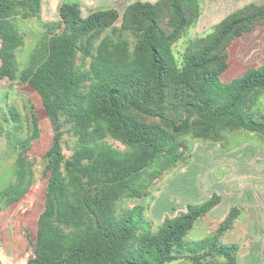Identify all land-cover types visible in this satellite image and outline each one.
I'll list each match as a JSON object with an SVG mask.
<instances>
[{
  "label": "trees",
  "instance_id": "obj_1",
  "mask_svg": "<svg viewBox=\"0 0 264 264\" xmlns=\"http://www.w3.org/2000/svg\"><path fill=\"white\" fill-rule=\"evenodd\" d=\"M201 14V0H137L123 13L108 7L87 16L80 2L65 1L59 20L43 21L42 0H0V78L34 87L55 130L46 152L45 208L26 264H237L240 247L221 239L234 228L238 206L207 237L185 239L222 201L217 193L188 203L157 230L141 206L116 209L121 197L144 196L141 178L158 179L183 159L188 135L213 141L236 129L264 135V116L252 107L264 90V62L223 80L234 40L264 29V3L232 11L213 32L189 41L179 58L174 45ZM20 19H36L46 30L25 65L18 59L26 40ZM127 33L137 37L134 46ZM10 112L17 180L0 191V210L29 190V151L41 136L36 115L34 130L24 135L20 114ZM66 127L77 138L69 159ZM4 132L0 124V138ZM108 135L128 150L108 144Z\"/></svg>",
  "mask_w": 264,
  "mask_h": 264
},
{
  "label": "rangeland",
  "instance_id": "obj_2",
  "mask_svg": "<svg viewBox=\"0 0 264 264\" xmlns=\"http://www.w3.org/2000/svg\"><path fill=\"white\" fill-rule=\"evenodd\" d=\"M62 1L43 0V21L60 19L59 9ZM134 1L137 0H110L106 7L117 8L123 13L125 8ZM141 1L156 2L157 0ZM201 2L203 13L204 9L210 5L222 4L224 16H226L228 11L236 10L239 6L243 7L251 2L264 3V0H201ZM80 4L84 16L96 9L89 3L80 2ZM93 4L104 6V3L97 1ZM16 24L26 34L25 43L18 50V59L22 65H25L41 41L45 40L46 37L44 38L43 35L46 30L43 23L36 19H20L16 21ZM120 24L121 22H118L117 26ZM216 24L211 25L207 30L200 27L198 22L193 25L174 45L177 56L181 57L189 41L213 32ZM125 37L129 38L134 46L137 37L131 33H127ZM234 41L235 43L231 46L232 61L241 60L245 63V67L256 60L259 62L257 65L264 62V55H262L264 29ZM237 41L240 42L239 45ZM251 41L253 43L249 51L253 53L258 50V55L247 59L244 57L245 47L249 46ZM2 47L3 42L0 39V53ZM226 79L223 75V80L229 81ZM12 107H15L20 114L24 135L34 130V115L38 118L41 131L39 140L29 151V158L33 162L34 169L29 190L22 199L11 204H3L0 210V264H26L33 255L37 242L39 217L45 208L49 181L46 152L53 143L55 130L42 97L34 87L26 83L12 84L7 78H0V124L5 130L0 138V191L17 180L16 154L11 152L12 149L9 147V138L12 136L15 124L10 112ZM252 107L264 116V90L253 97ZM225 136V140L223 138L213 141L188 135L186 141L189 148L183 159L175 166L168 168L158 179L153 180L147 176L141 178L140 184L144 196L121 197L116 201V209L118 213H123L128 209L141 206L145 216L152 222L153 230H157L166 217L185 210L188 203L206 201L217 193L222 197L221 205L215 210L217 214L209 215V223L207 219H204L206 217L199 219L185 239L196 241L205 238L217 228L212 223L218 221L220 215L224 213L225 219L230 209L238 206L242 212L236 220L237 223L235 222L234 228L221 239V242L234 241L233 243L238 244L240 249L237 264H264V247L261 241L264 234V191H262L263 186L260 187L257 179L253 177L254 170L264 168V135L259 132L236 129L226 132ZM104 140L118 150H128L126 145L109 135ZM62 143L66 159L71 158L76 149L77 138L71 133L69 127H66ZM230 161L233 162L230 163ZM245 165L251 169L245 170L247 176L248 174L251 176L241 181L238 173H242L244 170L242 166ZM248 227L249 232H246ZM251 237L254 238L253 241L249 240ZM171 264H188V262L180 261Z\"/></svg>",
  "mask_w": 264,
  "mask_h": 264
},
{
  "label": "crops",
  "instance_id": "obj_3",
  "mask_svg": "<svg viewBox=\"0 0 264 264\" xmlns=\"http://www.w3.org/2000/svg\"><path fill=\"white\" fill-rule=\"evenodd\" d=\"M65 1H70V2H75V1H77V2H81L82 4L83 3H89V4H91V5H94L95 7L94 8H98V9H100V8H102V7H106V6H108L109 5V2H110V0H63L62 1V3L63 2H65ZM95 1H97V2H101V3H104V6H101V5H98V4H93ZM107 4V5H106ZM97 5V6H96ZM241 6H239V8H240ZM107 8V7H106ZM42 9H44V2H43V0H42ZM96 9H93V10H96ZM205 11H204V13H203V8H202V14H201V16H200V18H199V20H198V25H200V27L202 26V27H204V29L205 30H207L211 25H214V24H216L217 22H219L222 18H224L225 16H224V5H210V6H208L206 9H204ZM232 11H234V10H231V11H228L227 12V14H226V16L229 14V13H231ZM203 29V28H202ZM233 43H235V41L233 42ZM236 43H238V45L240 44V42L239 41H237ZM253 42L251 41L250 42V44H249V46H246L245 47V53H244V57H246L247 59L249 58V57H254V55L255 56H257L258 55V50L255 52H253V53H250V51H249V49H250V47H251V44H252ZM259 44H262V42H259ZM231 46H233V44L231 45ZM260 48V47H259ZM262 48V47H261ZM230 53H231V55H232V52H231V47H230ZM250 53V54H249ZM255 53V54H254ZM263 53V52H262ZM262 55H264V53L262 54ZM256 60V59H255ZM241 61V60H240ZM235 62V61H232V56H231V58H230V63H229V67H228V69L226 70V72H225V74H224V78L226 77L227 79L226 80H232V79H234V77L236 78V77H239V76H241L249 67H251V66H255V65H257V63H259L257 60L256 61H254V62H252V64L251 65H249L248 67H245L244 66V64L245 63H243L242 61L241 62ZM233 161H230V163H232ZM229 163V162H228ZM243 168H244V170H242V173L240 172V173H238V177H239V180L241 179V181H244L245 179H247V177H250L251 176V174H248V176H247V172L245 171V170H251V169H249V167L247 166V165H245V166H242ZM262 169H264V168H259V169H256V170H254L253 171V173H254V175H253V177L255 178V179H257V182L259 183V185H260V187L261 186H263L262 187V191H264V171H262ZM241 171V170H240ZM221 203H222V201L218 204V205H216L211 211H209L204 217H206V218H204V219H207L206 221L209 223L210 222V219H209V215H212V216H215L216 214H217V211H215L216 209H218L219 208V206L221 205ZM219 218V220L218 221H214L213 223H212V225H214V226H216V227H218L219 226V224L221 223V221L220 220H223L224 219V213L222 214V215H220V217H218ZM237 223V222H236ZM250 223H252V221H250ZM249 223V224H250ZM211 224V223H210ZM214 231V230H213ZM246 232H249V227L248 228H246ZM207 237V236H206ZM201 240V239H200ZM250 241H253L254 240V238L253 237H251L250 239H249ZM262 242H263V247H264V234H263V236H262V240H261ZM260 241V242H261ZM234 241H229V243H233ZM263 250H264V248H263Z\"/></svg>",
  "mask_w": 264,
  "mask_h": 264
}]
</instances>
